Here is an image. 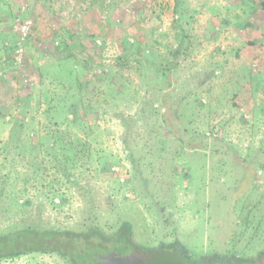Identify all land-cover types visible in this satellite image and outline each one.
I'll return each instance as SVG.
<instances>
[{"label":"rangeland","instance_id":"1","mask_svg":"<svg viewBox=\"0 0 264 264\" xmlns=\"http://www.w3.org/2000/svg\"><path fill=\"white\" fill-rule=\"evenodd\" d=\"M24 19L32 25L22 40ZM173 58V106L188 134L217 138L226 158L219 170L202 174L184 156L175 171L161 164L175 145L159 121L150 123L156 95L143 86ZM79 84L94 86L92 98H119L116 109L98 103L101 112L92 115ZM62 103L86 120L82 129L66 125L72 115ZM51 112L60 130L97 140L92 155L103 154L106 168L94 176L93 161L73 184L51 176L63 198L25 178L33 159H52ZM124 117L134 125H121ZM245 156L255 167L264 162V0H0V233L77 228L97 216L129 223L143 246L178 238L193 254L254 252L264 248V168L242 187L237 163ZM228 221L231 243L223 247ZM0 264L68 263L33 252Z\"/></svg>","mask_w":264,"mask_h":264},{"label":"trees","instance_id":"2","mask_svg":"<svg viewBox=\"0 0 264 264\" xmlns=\"http://www.w3.org/2000/svg\"><path fill=\"white\" fill-rule=\"evenodd\" d=\"M177 1L175 0V5ZM181 32H183L182 29ZM182 37L183 35H181L178 48L173 51L174 57L177 56L176 54L182 45ZM65 57L68 58L69 56L64 55L63 58ZM176 62L173 58L165 74L163 72L156 74V80L154 78L147 79L145 86H143L145 91L152 90V94L156 95L152 104L153 107H151L152 112L147 114L150 123H154L156 120L159 121L157 126L167 129L168 137L175 145L164 155L165 160L161 164L163 167L175 171L172 163L177 156H184L191 163H196L202 174L214 169L219 170L224 166L226 158L225 151H221L218 146L217 138L211 135L200 138L188 134V130L181 124L176 107L173 106L171 96L176 84L174 72ZM85 86V89H81L82 85L79 84V89L88 96L90 101L84 105H87V111L93 110L92 115L98 116L101 112L98 103L107 104V110L116 109V101L119 98L116 96L114 98L110 96L109 100H99L100 97L92 98L90 89L94 91V86L90 87L86 84ZM116 94L118 93L116 92ZM54 108L55 106L50 104L45 112L50 113ZM61 108H66L65 112L72 115V118L66 115L68 121L66 125L83 128L86 120L77 116L78 112H76L73 104L62 103ZM56 111L58 110H54V112ZM54 112H51V116L47 117L48 123L50 122V130L47 131V134L51 139V143L47 145L46 149L48 154L52 156L50 164L47 165L46 162L40 164V161L33 159V162H29L32 165V171L28 172L25 178L30 180L32 184L48 185L51 195L63 198L64 194H60L62 184L55 185V182L59 180H55L51 176H66L68 182L73 184L76 180H80L78 174L88 170L87 167L94 163L93 161L99 164L103 154L99 155L97 153L96 158L94 154L92 155L95 149L93 145L97 140L92 139L94 142H90L88 139L79 136V134H74L70 128L60 130L62 123L52 114ZM94 112H97V114ZM118 121L121 125L125 121L134 125V122L127 120L126 117L120 118ZM119 137L124 140L121 135ZM12 141H14L13 138L9 140V142ZM60 145H62V148H60ZM11 153L13 152L10 150L8 154ZM37 155L34 157H37ZM202 156H204L203 160L200 158ZM248 158V156H245L241 159V163H237L242 171L240 176L242 187H245L251 177L256 175L258 168H264V162H260V165L255 167ZM95 167L94 176L104 175L106 170L104 166L99 164ZM81 223L84 224L77 228L25 226L0 233V260L39 252L61 256L66 259L68 264H264V248L247 252L249 250L246 248L247 246L241 249H236L237 247L234 246L221 251L214 250L211 253L193 254L185 248L178 238L168 242L160 241L156 246H143L134 240L131 225L127 222L121 224L102 223L97 216H94L86 218ZM228 224V229H225L226 239L223 247L227 243H231L230 233L234 223L228 221Z\"/></svg>","mask_w":264,"mask_h":264},{"label":"built area","instance_id":"3","mask_svg":"<svg viewBox=\"0 0 264 264\" xmlns=\"http://www.w3.org/2000/svg\"><path fill=\"white\" fill-rule=\"evenodd\" d=\"M31 25H32L31 19H24L20 22L19 31H20V38L22 40H24L28 36Z\"/></svg>","mask_w":264,"mask_h":264}]
</instances>
